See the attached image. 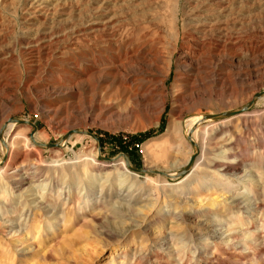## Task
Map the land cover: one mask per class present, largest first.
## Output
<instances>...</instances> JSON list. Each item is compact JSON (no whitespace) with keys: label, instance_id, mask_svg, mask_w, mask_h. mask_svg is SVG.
Listing matches in <instances>:
<instances>
[{"label":"rangeland","instance_id":"1","mask_svg":"<svg viewBox=\"0 0 264 264\" xmlns=\"http://www.w3.org/2000/svg\"><path fill=\"white\" fill-rule=\"evenodd\" d=\"M33 1L0 0V264H264V0Z\"/></svg>","mask_w":264,"mask_h":264},{"label":"bare ground","instance_id":"2","mask_svg":"<svg viewBox=\"0 0 264 264\" xmlns=\"http://www.w3.org/2000/svg\"><path fill=\"white\" fill-rule=\"evenodd\" d=\"M43 9H44V6H43V4H42V2L40 3V0H35V1H33L32 3H30L28 6H27V9H26V11L27 12H30L31 14H38V13H40V12H42L43 11ZM109 65H115L114 63L112 64H109ZM108 66V65H107ZM110 67H112V66H110ZM169 67V66H168ZM103 69V68H102ZM249 111H245V112H241V113H238V114H236V115H233V116H228V117H219V118H214V117H208V116H211V115H202V116H200L199 118H192V119H190L189 120V122H188V128L190 129V131L188 132V134H189V136L191 137V139H193L194 138V134H195V132L199 129V127H200V125H203V124H207V123H210V122H213V123H215V122H222V121H226V120H229V119H232V118H234V117H236V116H239V115H243V114H246V113H248ZM9 124V125H8ZM28 124V123H27ZM7 125L9 126L8 127V131L6 132V135H7V137L8 136H12V131H13V129H14V127L16 126V122H14L12 119H10V120H8L5 124H4V126L2 127V129H1V132H0V142H1V144H2V146L4 147V148H6V146L4 145V143H6L7 144V139H4V141H3V139L1 138V136H2V131H3V129L5 128L6 129V127H7ZM30 127H33V126H31L30 124H28ZM35 135V134H34ZM34 135H31L30 136V139H29V142L34 146V147H38V148H41V149H43L44 148V145L42 144V143H39V142H37L36 141V139H35V137H34ZM15 137V136H14ZM193 137V138H192ZM14 139V138H13ZM191 141H193V140H191ZM66 142V141H65ZM65 142H63V143H61V144H58L57 145V148H61L62 146H63V144L65 143ZM195 149L197 150V152H198V154H200V150H199V147L197 146V145H195ZM10 155H11V150H10V148H6V151H5V156L8 158V159H10ZM191 159V158H190ZM190 159H189V161H188V163L186 164V167L188 166V164H189V162H190ZM196 160H197V158L195 159V161H194V163L192 164V166H191V168L189 169V171H188V173L186 174V176L184 177V178H186L190 173H191V171H192V169H193V167H194V165H195V162H196ZM4 161H5V159H3V161H2V163L0 164V168L3 166H5L4 168H6V167H8L7 166V163L5 164L4 163ZM4 164V165H3ZM10 168V167H9ZM15 168V167H14ZM7 171V170H6ZM8 171H9V169H8ZM10 173H9V175L11 174V176L12 175H14L15 173H16V171H15V169H11L10 171H9ZM146 172L147 173H150V172H152V170H146ZM20 173V172H19ZM17 174V173H16ZM18 175V174H17ZM16 175V176H17ZM175 176V175H174ZM12 178V177H11ZM17 178V177H16ZM18 179V178H17ZM16 179V180H17ZM12 180V179H11ZM14 180V179H13Z\"/></svg>","mask_w":264,"mask_h":264},{"label":"water","instance_id":"3","mask_svg":"<svg viewBox=\"0 0 264 264\" xmlns=\"http://www.w3.org/2000/svg\"><path fill=\"white\" fill-rule=\"evenodd\" d=\"M255 100H253L251 103H249L244 109L238 111V112H228V113H224V114H221V115H211V116H208V117H214V118H219V117H228V116H233V115H236L238 113H241V112H245L247 111L251 106L252 104L254 103ZM19 123H22L21 121H17ZM28 124H30L31 126H33L31 123L27 122ZM34 128V126H33ZM195 156H192L191 159H190V162L188 164V166L182 171L180 172V175H184L185 173H187L189 171V169L191 168L192 164L194 163L195 161ZM130 169H132L133 171L137 172V173H140L141 171L140 170H137V169H133L129 166Z\"/></svg>","mask_w":264,"mask_h":264}]
</instances>
